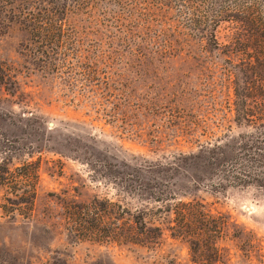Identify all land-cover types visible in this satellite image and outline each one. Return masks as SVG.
<instances>
[{
	"label": "rangeland",
	"instance_id": "374dc122",
	"mask_svg": "<svg viewBox=\"0 0 264 264\" xmlns=\"http://www.w3.org/2000/svg\"><path fill=\"white\" fill-rule=\"evenodd\" d=\"M32 1L0 0V169L38 165L29 217L0 184V264H194L168 231L151 249L67 229L64 212L74 204L124 207L151 193L230 213L257 245L219 240L228 264H264V189L218 175V163L252 130L234 120L233 79L249 80L242 63H225L203 40L186 42L191 15L178 2L149 0H54L63 31L49 32L43 56L19 13ZM233 30L222 21L215 33L224 43ZM163 43L170 46L155 53Z\"/></svg>",
	"mask_w": 264,
	"mask_h": 264
},
{
	"label": "trees",
	"instance_id": "16d2710c",
	"mask_svg": "<svg viewBox=\"0 0 264 264\" xmlns=\"http://www.w3.org/2000/svg\"><path fill=\"white\" fill-rule=\"evenodd\" d=\"M53 1L34 0L29 6L19 9L43 56H48L47 48L51 47L47 41L49 32L60 37L63 31V13L61 9L55 10ZM99 1L78 2L79 7H88ZM149 1L167 8L178 2L184 12L191 15L187 20L194 33L183 38L186 42L203 40L208 49H220L225 63H242L249 80L241 86L238 78L233 79L234 120L251 126L252 130L238 140L231 158L218 163V175L219 180L229 185L253 184L264 189V0ZM222 21L234 23V30L224 43L215 33ZM166 45L170 46V43L157 45L154 52L165 50ZM233 72L229 70L228 76ZM37 180L38 165L35 162L17 166L14 170L7 166L0 169V184L5 186L7 194L13 196L6 198L19 206L18 214H24L23 208L30 210L25 216L32 214ZM148 198L147 203L124 207L108 199L66 206L67 229L78 239L130 243L151 249L161 244L165 231H168L171 237L187 244L190 261L194 264H228L229 250L219 246L221 239L238 241L241 247L257 245L255 233L238 223L228 212H213L199 200L171 202V199H176L172 194L159 197L151 193ZM160 201L164 204H152ZM176 263L173 260L171 264Z\"/></svg>",
	"mask_w": 264,
	"mask_h": 264
}]
</instances>
